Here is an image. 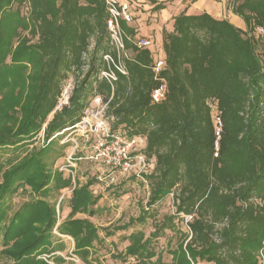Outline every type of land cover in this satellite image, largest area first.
Listing matches in <instances>:
<instances>
[{
	"label": "trees",
	"instance_id": "16d2710c",
	"mask_svg": "<svg viewBox=\"0 0 264 264\" xmlns=\"http://www.w3.org/2000/svg\"><path fill=\"white\" fill-rule=\"evenodd\" d=\"M22 5L26 16L21 15ZM229 9L242 20L244 30L208 13L183 11L173 18L172 31L162 32L157 49L152 43V48L140 50L126 40L127 75L116 73V81L109 84L99 78L107 70L104 56L115 57L106 29L105 0H0V65L7 58L30 65L20 86L24 88L21 119L0 104V151H11L9 145L14 144L11 152L24 154L39 135L47 142L13 161L0 187V224L6 215L4 199L17 192L21 169H27L30 178L37 180L32 188L44 197L70 193V201H77L60 229L77 242V252L100 241V233L107 238L134 224H146L172 194L174 214L164 218L160 228L171 226L179 215L191 217L189 239L172 252L176 264H260L258 254L264 255V0H231ZM121 27L128 38L138 37L134 28L124 23ZM159 55L164 68L156 78L152 67ZM5 79L7 85L0 93L12 85L9 74ZM70 80L69 104L56 110ZM162 83L164 99L152 104L151 93ZM95 98L107 104L105 116L112 131L145 140L142 154L152 165L143 176L149 195L139 215L100 230L88 220L70 217L97 203L98 198L88 193L94 182L76 190L68 174L51 171L62 156L56 150L59 140L80 122L83 110ZM22 139L29 140L18 143ZM86 214L93 217L96 210ZM54 222L53 208L42 202L23 205L1 229L0 255L11 264H44L32 255L48 244ZM160 235L158 229L148 236L140 230L130 232L124 257L138 262L151 258L155 255L151 240Z\"/></svg>",
	"mask_w": 264,
	"mask_h": 264
},
{
	"label": "rangeland",
	"instance_id": "374dc122",
	"mask_svg": "<svg viewBox=\"0 0 264 264\" xmlns=\"http://www.w3.org/2000/svg\"><path fill=\"white\" fill-rule=\"evenodd\" d=\"M130 4V14L132 21L129 24L139 30L136 32L137 36H143L151 31L150 38L154 43L155 49L159 47L161 41L159 39V33L155 34L157 26L161 25V18H168V13L161 17L162 9L157 10L155 7L156 0H127ZM173 0H165L167 7ZM217 3H221V6L215 4L214 10L210 7L207 11L212 17L221 16L226 18L236 28L241 29L243 22L240 18L233 15L229 11V4L231 0H216ZM162 2H158L161 3ZM166 7V8H167ZM165 8V9H166ZM172 7H169L167 12H170ZM27 8L22 5L21 15L26 16ZM219 13H221L219 15ZM202 12H199L200 15ZM163 16V15H162ZM166 30L163 28L162 32ZM27 32H22V36H26ZM145 37V36H144ZM36 39H33L35 41ZM154 41V42H153ZM153 45L151 46V48ZM9 67V70L5 68ZM30 72V65L24 60L20 62L11 61L10 58L4 60L0 65V78L2 81L0 84L4 88L7 85L6 75L11 76V83L9 87L3 89L0 93V104L4 105V111L21 119V108L23 106L22 95L24 88L20 87L23 82H26V76ZM10 80V78H9ZM23 88V89H22ZM29 139H22L27 141ZM47 142L44 141L43 136H35L29 142V145L24 148L28 150L26 153L35 149L44 147ZM10 149L13 145H9ZM58 149H56L60 155H62L51 167L52 172H61L65 175H69L73 182V189H79L87 182L93 181L94 184L90 186L89 195L93 198H98L97 203L93 207L87 208L85 213L75 212L70 217L88 220L99 230L107 228L109 226H117L125 224L130 218H136L143 206L145 205L148 195L149 186L148 182L141 181L139 178L130 175H120L114 170L107 168L100 162H94L89 160V155L92 150V142L89 137L85 138L80 134L70 132L64 138L59 140ZM11 151H0V187L3 185L4 180L10 173V169L14 164L24 158L26 153L20 151L13 153ZM73 158H76L73 161ZM18 159V160H17ZM9 163V161H11ZM17 160L16 162H13ZM151 164V163H150ZM22 172L19 175L20 188L11 197L4 199V211L6 212L5 219L0 224V251L2 247V228H5L9 221L13 218L16 212L21 207L27 204H38L42 202L44 205L53 208L55 213V222L49 230L48 244L43 249H37L32 255L36 259L41 260L44 264H176L173 251L179 248L182 242H186L190 237V231L185 222V218L179 215L173 219L171 226H166L163 230L160 228L164 218L171 217L174 214L173 207V195L169 194L163 201L157 206V212L153 219L148 220L146 224L139 225L134 224L132 227L122 232H116L112 237H103V233H100V241H95L89 248L77 252V242L69 235L61 233L60 229L64 221L69 217L72 206L78 205L77 201H70V193L61 194L60 192H54L52 195H46L44 197L43 192L36 191L32 186L37 185V180L33 176L30 178V173L27 169H21ZM151 170V169H150ZM28 173V174H27ZM144 176V175H143ZM30 178V179H29ZM23 183H27L25 186ZM22 184V185H21ZM37 202V203H35ZM89 210H96V214L93 217H89L86 214ZM36 218H39V212L36 214ZM190 221V220H189ZM188 221V222H189ZM2 226V227H1ZM36 227H45L44 224L35 223ZM155 229L161 232V235L153 242L150 243V248L155 252V255L151 258H145L141 261L133 257H124L125 248L128 246L126 241V235L134 231H143L145 236H148ZM260 264H264L263 253L258 254ZM0 264H11L10 260L3 258L0 255ZM178 264V263H177ZM190 264H207L204 262H190Z\"/></svg>",
	"mask_w": 264,
	"mask_h": 264
},
{
	"label": "built area",
	"instance_id": "2783aa9c",
	"mask_svg": "<svg viewBox=\"0 0 264 264\" xmlns=\"http://www.w3.org/2000/svg\"><path fill=\"white\" fill-rule=\"evenodd\" d=\"M105 10L108 15L106 29L109 43L114 50L115 57L111 55L104 56L107 64V70L100 73L99 78L106 80L109 84L116 81V73L127 75L123 60L128 58V52L125 48V41L128 40L137 47V49H150L152 40L148 37H135L130 39L126 36L121 27V23L127 26L131 23L130 5L127 2L119 0H105ZM164 68L162 56H158L154 61L152 70L155 77H159ZM73 88V82L66 83L64 91L60 96L56 110H60L69 104V97ZM165 84H160L151 93L152 104H157L164 99ZM107 104L100 98H95L83 110L81 120L76 124L72 132L82 135L92 142V150L89 160L100 162L107 168H110L120 175L133 174L141 181L145 182L143 175L152 168L150 162L142 154L144 149L143 138L127 139L118 132L111 130L105 116ZM217 133L220 131L219 119H216ZM187 223L191 217L184 216Z\"/></svg>",
	"mask_w": 264,
	"mask_h": 264
},
{
	"label": "crops",
	"instance_id": "0c3cea01",
	"mask_svg": "<svg viewBox=\"0 0 264 264\" xmlns=\"http://www.w3.org/2000/svg\"><path fill=\"white\" fill-rule=\"evenodd\" d=\"M119 1L127 2L129 4V2L127 0H119ZM139 1H144V0H139ZM156 1L162 2L165 0H156ZM158 2H156L155 4H161ZM162 4L164 6V9H162L163 11L161 13V17H164V14L168 13V18H166V17L161 18L162 23H161V25L159 24L157 26L158 31L157 30L154 31V37H156L155 34L159 33L160 41H161V37H162L161 30L164 28L166 30V32H171L173 29V18L176 17L177 15H179L181 12L185 11L186 14H188V15H197V14H199V12L207 13V11L210 7H212V9L214 10V8L216 7L215 4L221 6V3H217L216 0H173V1L169 2V4H171V5H169L168 7H167L168 3L162 2ZM169 7H172V10L170 12H167ZM229 11H230V9H229ZM220 14L221 13H219V15ZM213 17L216 19H226L224 17H221V16L218 17L215 15ZM128 26L132 27L130 25H128ZM132 28H134L136 32L137 31L139 32V30L137 28H135V27H132ZM241 29L244 30V25ZM149 34H151V31L146 35L138 36V37H144L145 36V37L150 38V36H148ZM144 145H145V142H144Z\"/></svg>",
	"mask_w": 264,
	"mask_h": 264
}]
</instances>
